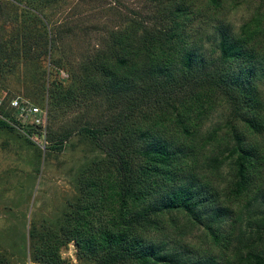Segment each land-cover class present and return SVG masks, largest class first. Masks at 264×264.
Returning <instances> with one entry per match:
<instances>
[{"label": "trees", "instance_id": "1", "mask_svg": "<svg viewBox=\"0 0 264 264\" xmlns=\"http://www.w3.org/2000/svg\"><path fill=\"white\" fill-rule=\"evenodd\" d=\"M165 3L172 24L157 56L142 65L133 57L139 52L121 40L122 57L106 59L98 69L115 92H130L129 83L135 85L149 66L177 100L147 128L125 125L116 133L102 147L106 157L83 174L81 196L61 232L39 239L34 234L37 254L52 264L71 242L96 264H264V101L256 85L264 79V11L257 10L239 33L218 24L212 54L219 60L211 62L197 50L180 49L182 29L217 14L224 0ZM46 33L52 49L51 30ZM225 101L234 119L228 130L204 132ZM19 125L23 133L41 134L37 126ZM0 129L16 130L2 119ZM99 131L82 133L99 140ZM197 230L200 246L186 245Z\"/></svg>", "mask_w": 264, "mask_h": 264}, {"label": "rangeland", "instance_id": "2", "mask_svg": "<svg viewBox=\"0 0 264 264\" xmlns=\"http://www.w3.org/2000/svg\"><path fill=\"white\" fill-rule=\"evenodd\" d=\"M166 1L0 0V96L27 98L48 114L46 143L44 137L35 144L29 141L23 127L0 129V261L4 264H52L37 254L40 243L35 235L39 239L61 232L81 196L83 174L106 157L103 148L112 144L116 133L123 132L125 125L147 128L177 100L171 93L174 88L160 77L153 79L149 66H143L135 85L129 83L130 92H115L98 69L106 59L122 57L117 48L121 40L139 52L133 57L142 65L157 56L156 48L172 24ZM259 9L264 11V0H224L217 14L184 23L180 49L197 50L216 62L218 55L212 54L216 26L223 24L239 33ZM255 67L259 73L261 66ZM58 80L65 81L59 88ZM256 85L264 101V79ZM232 113L231 104L223 102L204 132L217 127L226 132L234 120ZM84 128L100 130L99 140L82 133ZM201 235L195 231L185 244L199 247ZM59 257L53 264L97 261L81 255L75 242L62 247Z\"/></svg>", "mask_w": 264, "mask_h": 264}, {"label": "built area", "instance_id": "3", "mask_svg": "<svg viewBox=\"0 0 264 264\" xmlns=\"http://www.w3.org/2000/svg\"><path fill=\"white\" fill-rule=\"evenodd\" d=\"M47 118L48 114L46 111L27 99L16 96L7 101L0 96V119L15 128L21 127L19 123L37 126L41 134L31 135L26 133L28 138L34 143H37L36 139L38 137H44V142H47Z\"/></svg>", "mask_w": 264, "mask_h": 264}]
</instances>
